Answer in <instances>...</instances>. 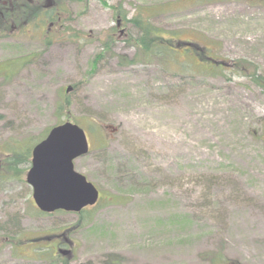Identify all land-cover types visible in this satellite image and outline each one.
Wrapping results in <instances>:
<instances>
[{
	"label": "rangeland",
	"instance_id": "rangeland-1",
	"mask_svg": "<svg viewBox=\"0 0 264 264\" xmlns=\"http://www.w3.org/2000/svg\"><path fill=\"white\" fill-rule=\"evenodd\" d=\"M51 1L58 24L0 30V236L69 231L97 264H264V91L251 80L264 79V0ZM139 13L174 46L201 48L141 58ZM65 122L101 129L74 162L101 200L43 214L32 150ZM26 147L15 173L7 159Z\"/></svg>",
	"mask_w": 264,
	"mask_h": 264
},
{
	"label": "water",
	"instance_id": "water-1",
	"mask_svg": "<svg viewBox=\"0 0 264 264\" xmlns=\"http://www.w3.org/2000/svg\"><path fill=\"white\" fill-rule=\"evenodd\" d=\"M88 153L85 131L70 122L54 127L35 146L26 181L33 188V199L40 211L78 213L96 205L99 191L74 168V161Z\"/></svg>",
	"mask_w": 264,
	"mask_h": 264
},
{
	"label": "trees",
	"instance_id": "trees-1",
	"mask_svg": "<svg viewBox=\"0 0 264 264\" xmlns=\"http://www.w3.org/2000/svg\"><path fill=\"white\" fill-rule=\"evenodd\" d=\"M35 0H0V30H2V25L9 28L10 32H13L17 27L14 24H23L26 25L29 22H33L36 19L45 17L49 19L52 23L58 24L60 22L61 12L58 11V5L52 4L51 0H43V5L41 7H35ZM39 9V10H37ZM133 26L137 29L139 35L135 41V45L138 49L139 56L143 59H148L156 57L165 61V56L167 52L174 53V50L171 49H180L185 46L191 47L194 51H197L201 47L197 44L188 43L189 45H184L177 43L174 46L170 41L166 40L163 36L165 33L162 29L155 27L145 18L142 13L135 15L130 21ZM189 51V50H187ZM207 55V56H206ZM210 54H201V57L205 60L209 58ZM219 70L218 67H214ZM251 80L256 86L264 91V79L257 75V72L251 75ZM68 106L60 103L58 111ZM68 109V108H67ZM93 123L90 126L88 135H93V133H100L101 129ZM59 125V124H58ZM13 157L7 159V165L11 166V170L15 173L17 172V166L26 163L30 159V147H26L24 151L17 152L12 150Z\"/></svg>",
	"mask_w": 264,
	"mask_h": 264
},
{
	"label": "flooded vegetation",
	"instance_id": "flooded-vegetation-1",
	"mask_svg": "<svg viewBox=\"0 0 264 264\" xmlns=\"http://www.w3.org/2000/svg\"><path fill=\"white\" fill-rule=\"evenodd\" d=\"M27 221L18 219L17 223L20 225ZM64 232L46 238L19 241L11 239L14 235L3 233L0 236V264H97L95 259L89 261L85 257L76 256L74 245H67L65 242V235L69 231ZM47 243L54 245L46 246ZM106 259L103 264H113L110 258Z\"/></svg>",
	"mask_w": 264,
	"mask_h": 264
}]
</instances>
